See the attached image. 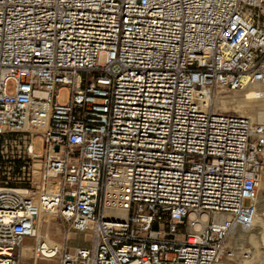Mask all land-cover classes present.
Here are the masks:
<instances>
[{
  "label": "built area",
  "instance_id": "1",
  "mask_svg": "<svg viewBox=\"0 0 264 264\" xmlns=\"http://www.w3.org/2000/svg\"><path fill=\"white\" fill-rule=\"evenodd\" d=\"M256 82L264 0H0V264L250 257L264 123L211 106ZM42 210L91 243L48 247Z\"/></svg>",
  "mask_w": 264,
  "mask_h": 264
},
{
  "label": "bare ground",
  "instance_id": "2",
  "mask_svg": "<svg viewBox=\"0 0 264 264\" xmlns=\"http://www.w3.org/2000/svg\"><path fill=\"white\" fill-rule=\"evenodd\" d=\"M257 84L259 82H256ZM255 83H249L241 88L242 94L240 96L237 95H228L222 94L221 89L215 98V102H219L221 104L220 108L226 109L229 105L237 107L238 111L243 114H254L258 109L264 105V89L261 87L256 86ZM262 120H264V110H259L257 112ZM263 175L262 180L259 186V198H258V208L257 214L255 217V221L252 228L243 229L238 228L233 237L236 240H246L248 239L249 243L251 244V252L253 255H250L248 258L241 259L239 264H264V198L262 192L260 190L262 182H263ZM52 187H57L56 181H51ZM48 216H54L53 211L42 210L40 214V223L36 230V233L39 237H44L45 243L48 247L54 246L56 242H54L47 232L45 235L42 234L41 227L44 222L48 221ZM32 247L28 246L23 249V254L32 255L33 251Z\"/></svg>",
  "mask_w": 264,
  "mask_h": 264
},
{
  "label": "rangeland",
  "instance_id": "3",
  "mask_svg": "<svg viewBox=\"0 0 264 264\" xmlns=\"http://www.w3.org/2000/svg\"><path fill=\"white\" fill-rule=\"evenodd\" d=\"M257 84V83H255ZM259 85V86H258ZM256 86L261 87L264 89V83H258ZM10 89H12V84L10 85ZM221 89L217 90L215 93L216 94L220 91ZM241 89H236V90H232V89H224L222 92V94H228V95H237L240 96L242 94V92L240 91ZM213 99L212 102V108L218 111H222V112H229V113H237V114H241V115H246L248 117H250L255 123H264V120H262L259 116V114L257 113L259 110H264V105L261 107V109H258L256 112H254V114H243L241 112L238 111L237 107H234L231 105L228 106V108L226 109H222L220 108L221 104L218 102H215V97ZM67 99V90H62L61 92V100L65 101ZM43 148V142L41 138H38L36 140L35 143V149L36 151H41ZM263 180H264V172H263ZM263 198H264V181L262 182L261 188H260ZM61 219L55 216H48V221L44 222V224L41 227L42 230V234L45 235L47 232L49 233L50 238L58 243V244H64V245H69V246H75L77 244H83V245H88L90 244V239H89V235H83L81 234L79 236V234H77L76 231H74L71 228H62V224H61ZM60 228L62 230H60ZM233 240L235 241H239L241 243H244L246 248H249L251 250V244L249 243L248 239L246 240H236V238L233 237ZM34 237H30V236H26L23 238V242L27 245L33 244L34 243ZM23 252V251H22ZM251 255H253V253L251 252ZM20 264H34V256L33 253L32 255H26L23 254L20 258ZM37 264H58L57 259L53 260V261H47V260H43V259H39Z\"/></svg>",
  "mask_w": 264,
  "mask_h": 264
},
{
  "label": "crops",
  "instance_id": "4",
  "mask_svg": "<svg viewBox=\"0 0 264 264\" xmlns=\"http://www.w3.org/2000/svg\"><path fill=\"white\" fill-rule=\"evenodd\" d=\"M61 221H62V220H61ZM61 224H62V228H64V229L68 228V229H69L68 224H67L66 222L62 221ZM60 230H62V229L60 228ZM77 234H79V236L81 235L80 233H77ZM62 245H63L64 247H66V248H73V247H75V246L83 245V244H77V245H75V246H69V245H64V244H62Z\"/></svg>",
  "mask_w": 264,
  "mask_h": 264
}]
</instances>
